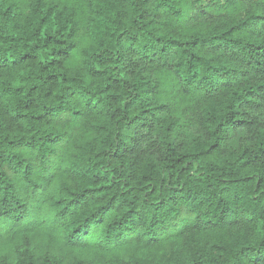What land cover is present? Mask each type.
<instances>
[{"label":"trees","instance_id":"1","mask_svg":"<svg viewBox=\"0 0 264 264\" xmlns=\"http://www.w3.org/2000/svg\"><path fill=\"white\" fill-rule=\"evenodd\" d=\"M0 264H264V0H0Z\"/></svg>","mask_w":264,"mask_h":264}]
</instances>
